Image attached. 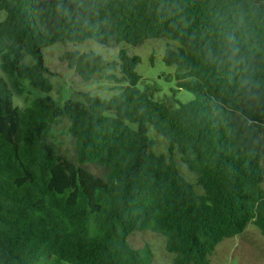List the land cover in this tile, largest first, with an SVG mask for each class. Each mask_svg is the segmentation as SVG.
I'll return each instance as SVG.
<instances>
[{
    "label": "trees",
    "instance_id": "1",
    "mask_svg": "<svg viewBox=\"0 0 264 264\" xmlns=\"http://www.w3.org/2000/svg\"><path fill=\"white\" fill-rule=\"evenodd\" d=\"M0 13V264H155L148 244L128 242L146 230L164 236L172 264H210L249 223L264 235V0H0ZM230 34L236 67L224 55ZM148 39L168 41L163 62L191 100L139 90L140 57L124 49L108 62L61 57L84 82L111 80L109 98L49 95L43 47ZM24 81L43 94L19 107ZM62 119L74 157L51 141Z\"/></svg>",
    "mask_w": 264,
    "mask_h": 264
},
{
    "label": "rangeland",
    "instance_id": "2",
    "mask_svg": "<svg viewBox=\"0 0 264 264\" xmlns=\"http://www.w3.org/2000/svg\"><path fill=\"white\" fill-rule=\"evenodd\" d=\"M2 18L3 14L0 13V19ZM167 42L166 39H148L137 46L120 43L107 47L95 41L86 40L77 43L57 42L45 46L41 49V53L43 65L49 71L48 77L52 85L49 95L59 102L67 98L77 99L81 93L109 98L116 92L111 89L114 85L111 80L94 77L84 82L61 57L65 51L69 50H77L81 53L92 51L99 53L108 62L117 60L119 50L124 49L128 54L140 57L135 68L140 75V80L136 85L139 90L148 88L154 100L170 98L176 103L187 102L193 98V94L184 89H177L174 77L175 67L163 62ZM23 62L30 65L34 60L31 55L24 54ZM112 71L119 75L118 69ZM22 85L25 87V92L22 95L15 94L13 97L14 104L19 107L26 106L34 97L43 94L25 81ZM148 134L155 142V152L165 153L166 144L162 136L152 129ZM51 141L59 152L74 157L73 139L67 132L66 120H59L52 127ZM176 160L183 175L193 182L195 176L188 171L178 157ZM88 168L96 174L101 172V168L97 166L88 165ZM128 242L134 248L148 244L153 252L155 264H172L173 254L166 251L163 235L149 230L139 231L131 234ZM210 264H264V235L253 223H249L241 233L225 238L217 244L210 255Z\"/></svg>",
    "mask_w": 264,
    "mask_h": 264
},
{
    "label": "clouds",
    "instance_id": "3",
    "mask_svg": "<svg viewBox=\"0 0 264 264\" xmlns=\"http://www.w3.org/2000/svg\"><path fill=\"white\" fill-rule=\"evenodd\" d=\"M227 41H228V47L224 53V55L227 57V60L229 62H231L232 67H236L239 64H243L244 58L239 55L240 48H239V45L237 43V38H236L235 34H230L227 37ZM242 85L245 88H248L249 90L251 88V82L248 79L243 80Z\"/></svg>",
    "mask_w": 264,
    "mask_h": 264
}]
</instances>
